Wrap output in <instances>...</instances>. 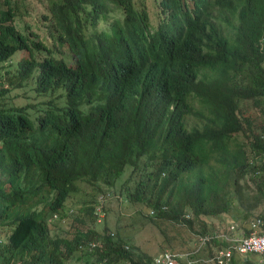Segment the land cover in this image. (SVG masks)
I'll return each instance as SVG.
<instances>
[{
  "label": "trees",
  "instance_id": "16d2710c",
  "mask_svg": "<svg viewBox=\"0 0 264 264\" xmlns=\"http://www.w3.org/2000/svg\"><path fill=\"white\" fill-rule=\"evenodd\" d=\"M191 1L196 37L187 49L181 54L177 40L159 35L146 40L140 62L168 67L154 62L156 76L128 70L121 86L98 70L100 58L125 60L126 51L109 39L96 51L98 38L78 41L77 12L95 0L48 3L56 38L75 51L72 74L28 22L25 31L17 27L15 1L0 5V61L28 52L5 67L10 84L0 89V123L13 118L0 125V231L10 227L7 242L0 241L3 264H151L153 254L119 232L113 202L141 215L134 228L156 230L158 249L183 250L172 238L184 226L195 245L209 231L197 223L200 215L223 216L211 228L236 223L234 231L264 220V0ZM119 2L128 23L143 22L132 0ZM113 31L119 43L132 39L126 26ZM50 77L77 93L62 112L37 101ZM81 189L85 202L66 214V199ZM98 194L104 202L94 210ZM234 199L241 203L237 219ZM46 204L51 214L77 220L68 232L49 233ZM204 244L207 264H257L258 253L243 258L224 235Z\"/></svg>",
  "mask_w": 264,
  "mask_h": 264
},
{
  "label": "clouds",
  "instance_id": "9594fccd",
  "mask_svg": "<svg viewBox=\"0 0 264 264\" xmlns=\"http://www.w3.org/2000/svg\"><path fill=\"white\" fill-rule=\"evenodd\" d=\"M132 3L134 4L135 9L144 14L143 22L140 25H136L135 21H132L130 23L127 22V17H124L121 7L122 4L119 2V0H95L94 5H90L88 2H85L84 8L80 9V11L77 12V15L82 23V29L78 33L79 42H82L90 38L91 36H94L99 39V42L92 47V51H96L101 47L107 46L108 39L113 41V46L122 47L126 51L125 60L110 57L100 58L103 67L99 69L98 72H109L116 80L117 84L120 86L122 84V78L124 77V74L128 72V70L140 72L145 76H156L153 71L154 62H158L159 64L168 67L165 63L157 61L158 59L140 62L139 52L146 40L153 37L156 40L157 35L177 40L181 45L182 54L183 51L187 49L188 44H190L196 37L195 25L188 18V14L191 13L189 9V6L192 5L191 0H153V8H156L159 14V19L155 24L151 22L147 0H132ZM103 9L105 10V12ZM103 12L105 13V15L103 14ZM48 15V10H46V12L44 13V20L46 21L48 39L43 40L41 37L40 39L45 44L46 48L52 56L61 58L68 66H71L72 69L70 74H72L74 72L73 67L75 63L71 57V53L74 52L73 55L75 56V51L70 48V44L66 40L60 41L56 38L55 33L53 32V28L49 25L50 20L47 18ZM111 23L114 26H111ZM123 26L128 27L132 39L125 40L123 43H119L116 40L113 28H120ZM134 27L139 28V33H136ZM21 59L23 58L14 59L13 57L11 60L2 61H7L6 63L8 65L10 62L15 64L16 61L18 62ZM7 65H0V89L5 88L10 84V81L8 80L9 75L5 73V67ZM3 66L4 70L2 71L1 69L3 68ZM15 73L17 74V69L15 70ZM82 74L83 72H81L80 74H76L75 76L79 77ZM53 80L54 77H50V80L45 84L46 86H48V88L40 92L39 96L37 97V101L43 108L47 107L48 104L51 103L59 112H62L64 110V105H66V103L70 100V93L74 94L76 92H67L63 89V86L61 84L56 85V82H54ZM3 97L4 95L0 93V99H2ZM12 119L13 118H11L9 121L0 123V125H8L9 123H11ZM77 191L84 192V189ZM77 191H72L71 195ZM101 196V194H98L99 199H101ZM103 202L104 201L101 199V202H98V206H95L94 210L98 207H102L101 204ZM43 209H46L47 213L45 216L49 218L48 220H52L55 217H57L58 220L63 219V217H59L56 212H53L51 214L52 207L50 205L46 204ZM70 211H72V209H70ZM247 223L248 221L241 225H238L235 231L234 229L236 227V223H231L229 224V226L225 227L223 232L220 234L224 235L226 238L234 242L235 247H237V251L240 255L243 256V258H249L247 257V255L250 252H256L258 253V255H254V257L251 258L263 263L264 260H262V258L264 254L262 252H258L257 250H241L240 247L245 240L249 239L250 235H252L253 237H258L263 233L264 220L260 217L253 218L249 222L250 228L247 227ZM57 227L58 229L62 228V224L58 223ZM69 228L63 232H68ZM9 232L10 227L8 225L1 226L0 241L2 243L7 242ZM252 232L254 234H252ZM206 235L207 234H205L204 236ZM159 253L161 252L153 254L151 257V261H153ZM173 256L174 258L176 257L174 253ZM224 258H227V256H225ZM2 259L3 256H0V264H3ZM176 262L178 261L176 260Z\"/></svg>",
  "mask_w": 264,
  "mask_h": 264
},
{
  "label": "rangeland",
  "instance_id": "374dc122",
  "mask_svg": "<svg viewBox=\"0 0 264 264\" xmlns=\"http://www.w3.org/2000/svg\"><path fill=\"white\" fill-rule=\"evenodd\" d=\"M13 7H15L16 10H18V14L14 18V23L17 25L18 28L22 30H26L25 28V22H28L30 24L29 28L31 30H34L38 33V36L41 37L43 40L48 39V33H47V28H46V21L44 20V13L47 10L49 0H11V2H14ZM148 7H149V13L151 17V22L153 24L157 23L159 19V14L156 8H153V0H147ZM0 5L2 8L7 7V3L5 0H0ZM28 56V52L26 50H19L14 54V59L18 58H25ZM7 61H0V65H7ZM6 63V64H5ZM2 71L4 70V66L1 69ZM6 81V80H5ZM13 102L15 104H19L20 98H14ZM168 191H166L167 193ZM173 195H171L172 197ZM86 198V195L83 191H77L74 192L72 195H69L68 198L66 199V209L65 212L67 214L73 212L75 208H78L81 206L85 201L82 199ZM122 204V203H119ZM119 204H115L113 202L114 207L116 208L115 215L117 217L118 213V220L117 224L119 225V232L122 235H128L131 237L130 240L131 242L136 243L138 250H146L149 251L152 254L162 252L164 250H169L172 253L175 254V260H177V264H189L193 262L199 263V264H207V260L210 258L208 257L207 253L204 252L205 250V244L204 241L205 239L211 238L212 236L216 235L215 233H222L223 229L217 228H211L215 224L219 222H223L224 217L223 216H215L214 217H207L200 215L198 218H195L197 220V223L200 225L202 228V221H205V228H209V231H206L207 235L200 237L201 239L193 245V242L190 239V235H193L190 230L184 226V232H182L181 236H174L172 238V242L178 245H181V249L183 250H171L169 247L165 246L163 249H158L157 245V239H160V237L157 235L156 230H151L149 231L148 224H142L141 226H137L136 228L133 227V222L136 223L140 219V214L133 216V209L130 206L123 205L122 207L124 208V211L121 210ZM241 206V203L239 200L234 199L233 200V210H232V215L234 218L240 217L241 213L236 210L238 207ZM72 209V211H70ZM256 209V210H255ZM260 207L254 208L253 210L258 211ZM231 215V216H232ZM106 218V217H105ZM104 218V219H105ZM77 220H73L72 216L68 215L62 220H58L57 217L53 218L52 220H48V227L50 230L51 234H55L56 232H61L60 229H58L57 224L61 223L62 228L64 230H67L71 225L75 224ZM225 226V225H224ZM135 230V232H133ZM138 231H141V234H139ZM252 234H254L252 232ZM252 237V235L249 236V238ZM183 243V244H180ZM242 250V249H241ZM138 251V252H139ZM222 252L220 249L216 250L215 257L220 262H224V257L221 258ZM257 264H262L261 262L254 260Z\"/></svg>",
  "mask_w": 264,
  "mask_h": 264
},
{
  "label": "built area",
  "instance_id": "2783aa9c",
  "mask_svg": "<svg viewBox=\"0 0 264 264\" xmlns=\"http://www.w3.org/2000/svg\"><path fill=\"white\" fill-rule=\"evenodd\" d=\"M264 228V226H263ZM240 249L242 250H257L258 252H262L264 254V231L258 237H250L249 239L245 240ZM264 260V256L262 258ZM146 264V263H143ZM151 264H177L173 253L169 251H164L158 254L154 258Z\"/></svg>",
  "mask_w": 264,
  "mask_h": 264
}]
</instances>
